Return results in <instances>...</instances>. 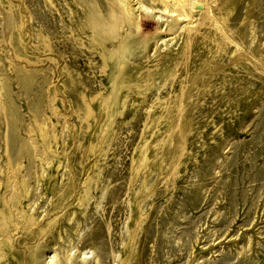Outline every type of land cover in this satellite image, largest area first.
Instances as JSON below:
<instances>
[{
  "label": "rangeland",
  "instance_id": "obj_1",
  "mask_svg": "<svg viewBox=\"0 0 264 264\" xmlns=\"http://www.w3.org/2000/svg\"><path fill=\"white\" fill-rule=\"evenodd\" d=\"M129 4L0 0V264H264V0Z\"/></svg>",
  "mask_w": 264,
  "mask_h": 264
},
{
  "label": "bare ground",
  "instance_id": "obj_2",
  "mask_svg": "<svg viewBox=\"0 0 264 264\" xmlns=\"http://www.w3.org/2000/svg\"><path fill=\"white\" fill-rule=\"evenodd\" d=\"M160 1V0H159ZM164 1V0H161ZM167 1V0H165ZM174 2H179L180 0H173ZM182 1V0H181ZM184 2H187L188 0H183ZM113 7L112 13H111V25L115 26V24L118 22L117 20L122 21L123 23H127L130 26L133 24V9L130 7L129 0H113ZM180 14L178 13V16H180L184 20L185 16V8L182 6ZM178 18V17H177ZM137 23V22H136ZM121 24V23H120ZM136 26V25H135ZM110 27V25H109ZM138 27V26H136ZM118 28V27H117ZM128 35V34H127ZM111 39L117 40L118 46L115 51H111L110 55H115L117 59L122 58V53L125 51L126 46V35L120 36L117 33H113L111 36Z\"/></svg>",
  "mask_w": 264,
  "mask_h": 264
}]
</instances>
